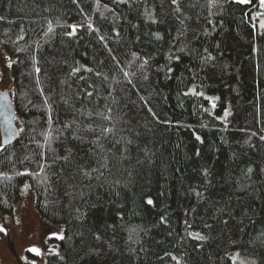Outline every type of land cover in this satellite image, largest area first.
<instances>
[{
  "label": "trees",
  "instance_id": "trees-1",
  "mask_svg": "<svg viewBox=\"0 0 264 264\" xmlns=\"http://www.w3.org/2000/svg\"><path fill=\"white\" fill-rule=\"evenodd\" d=\"M259 5L0 0V213L28 182L63 226L46 264H264Z\"/></svg>",
  "mask_w": 264,
  "mask_h": 264
},
{
  "label": "rangeland",
  "instance_id": "rangeland-1",
  "mask_svg": "<svg viewBox=\"0 0 264 264\" xmlns=\"http://www.w3.org/2000/svg\"><path fill=\"white\" fill-rule=\"evenodd\" d=\"M263 10L264 5L260 3L258 12ZM0 87L12 93L10 57L1 43ZM18 126L20 127L19 124ZM0 227L5 229L0 233V264H46L47 254L56 251L58 247L54 238H60L63 235L62 225L46 223L39 217L28 182L22 185L21 198L13 213L8 215L0 213ZM30 249L37 251H30Z\"/></svg>",
  "mask_w": 264,
  "mask_h": 264
},
{
  "label": "water",
  "instance_id": "water-1",
  "mask_svg": "<svg viewBox=\"0 0 264 264\" xmlns=\"http://www.w3.org/2000/svg\"><path fill=\"white\" fill-rule=\"evenodd\" d=\"M0 133L2 147L12 145L20 138V128L16 122L13 98L8 90L0 87Z\"/></svg>",
  "mask_w": 264,
  "mask_h": 264
},
{
  "label": "snow or ice",
  "instance_id": "snow-or-ice-1",
  "mask_svg": "<svg viewBox=\"0 0 264 264\" xmlns=\"http://www.w3.org/2000/svg\"><path fill=\"white\" fill-rule=\"evenodd\" d=\"M122 2H123V0H122ZM172 2L173 3H177V0H172ZM215 2H216V0H210V3H212V4H214ZM237 2L238 3H245V4H247V3H250V0H237ZM260 3H261V5H264V0H260ZM72 27H73V31H74L76 26H72ZM49 31H51V28H49ZM68 34L71 35L73 33H68ZM101 39H102V37H101ZM37 71H39V69H37ZM213 106L215 107V105H213ZM226 115H227V113H226ZM197 139H199V137H197ZM249 171H251V169H249ZM197 195H199V193H197ZM149 203L151 204L152 201H149ZM2 231H5V229H3L2 227H0V232H2ZM60 238L62 239L63 237H60ZM198 239L203 240L204 237L203 236H198ZM30 251H37V250L36 249H30ZM237 256H239V254H237ZM241 264H244V262L242 261Z\"/></svg>",
  "mask_w": 264,
  "mask_h": 264
}]
</instances>
